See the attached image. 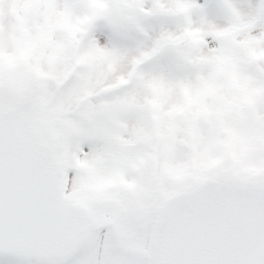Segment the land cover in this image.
I'll return each mask as SVG.
<instances>
[{
	"label": "snow or ice",
	"instance_id": "obj_1",
	"mask_svg": "<svg viewBox=\"0 0 264 264\" xmlns=\"http://www.w3.org/2000/svg\"><path fill=\"white\" fill-rule=\"evenodd\" d=\"M0 264H264V0H0Z\"/></svg>",
	"mask_w": 264,
	"mask_h": 264
}]
</instances>
